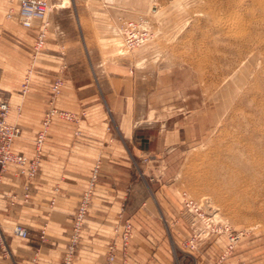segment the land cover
<instances>
[{"label": "rangeland", "instance_id": "obj_1", "mask_svg": "<svg viewBox=\"0 0 264 264\" xmlns=\"http://www.w3.org/2000/svg\"><path fill=\"white\" fill-rule=\"evenodd\" d=\"M103 3L108 15L95 28L105 50L102 69L112 74L113 62L125 66L126 127L135 131V146L148 152L144 163L134 159L135 176L147 181L151 194L159 193L158 204L171 208L157 214L175 264H264V169L240 171L231 158V148L242 153L264 139V0ZM51 6L46 42L37 54L31 30L38 32L41 23L24 28L18 2L0 0V49L13 52L16 67L26 66L23 96L38 60L49 55L51 23L61 16L54 0ZM138 19L146 21L150 37L128 50L121 28ZM57 78L65 86L61 72ZM6 94L0 81V99L10 103ZM75 114L79 122L85 112ZM19 117L15 111L8 120L15 124ZM107 119L115 128L110 112ZM157 232L150 229L151 236Z\"/></svg>", "mask_w": 264, "mask_h": 264}, {"label": "crops", "instance_id": "obj_2", "mask_svg": "<svg viewBox=\"0 0 264 264\" xmlns=\"http://www.w3.org/2000/svg\"><path fill=\"white\" fill-rule=\"evenodd\" d=\"M54 6L61 16L51 23L49 55L38 60L29 95H21L25 64L16 67L13 52L4 46L0 49V81L12 105L9 116L20 112L15 124L21 136L13 149L33 156L50 87L60 72L65 86L55 107L85 115L78 123L53 121L28 201L24 198L25 179L16 168L1 174L0 225L9 254L0 252V264H61L72 217L96 168L98 177L74 264H104L115 228L126 220L136 230L126 264H175L168 240L160 234L157 214H168L171 208L158 204L159 193L151 194L147 181L135 176L134 159L144 163L148 152L135 146V131L126 127L131 119L123 102L127 100L125 66L113 62L112 74L102 69L101 52L105 50L99 48L95 28L107 17L108 6L103 0H54ZM36 33L37 29L31 30V35ZM104 106L115 120V128L109 124ZM16 225L28 229V239L13 234ZM155 227L159 234L151 236L150 229ZM43 230L45 240L41 239ZM116 264L125 263L118 258Z\"/></svg>", "mask_w": 264, "mask_h": 264}, {"label": "built area", "instance_id": "obj_3", "mask_svg": "<svg viewBox=\"0 0 264 264\" xmlns=\"http://www.w3.org/2000/svg\"><path fill=\"white\" fill-rule=\"evenodd\" d=\"M14 2L15 0H8ZM19 5L18 17L20 24L26 29H33L35 22H39L35 52L38 54L44 48L47 27L46 18L52 10L51 0H16ZM121 35L124 45L128 50H134L145 44L150 37L146 21L143 19L130 20L124 23L121 28ZM64 82L57 78L50 87V94L47 102V109L44 113L41 128L34 140V154L27 156L14 151L13 146L21 135V129L16 124L8 121L11 106L10 103L0 99V182L1 174L6 172L9 167H15L18 175L24 177V198L30 199V191L33 182L36 180L40 163L43 155V146L49 136V130L56 118L65 121L78 122V115L75 113L60 111L55 107L56 99L62 94ZM21 110V109H20ZM98 168L93 172L91 183L82 194L77 210L72 217L71 231L68 237V243L62 255L61 264H74L77 250L81 243L82 233L88 218L89 209L93 198V189L97 180ZM2 194L0 184V196ZM187 206H194V201L186 200ZM194 208V207H191ZM13 234L21 239H28L30 234L26 227L16 225L13 228ZM133 236V225L130 221H124L115 228L114 239L107 245L104 264H116L118 258H122L126 264L129 258L130 242ZM41 239L45 240V230L42 231ZM229 239L233 242L236 236L229 233ZM0 252L3 255L9 254V244L2 227L0 225Z\"/></svg>", "mask_w": 264, "mask_h": 264}, {"label": "bare ground", "instance_id": "obj_4", "mask_svg": "<svg viewBox=\"0 0 264 264\" xmlns=\"http://www.w3.org/2000/svg\"><path fill=\"white\" fill-rule=\"evenodd\" d=\"M250 122H253L252 118H249V123ZM262 138H264V135ZM255 143L256 145H250L245 150L243 149L242 153L234 148H231L234 152L232 153L231 158L236 164H240V171H250L256 173L260 169H264V139L256 141ZM244 156H246V158H244ZM231 170L234 172L233 169ZM251 176L253 177L254 175Z\"/></svg>", "mask_w": 264, "mask_h": 264}]
</instances>
